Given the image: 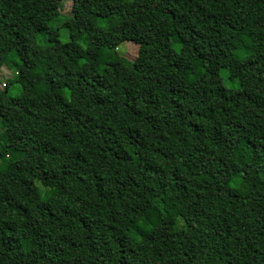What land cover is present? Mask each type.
Here are the masks:
<instances>
[{
    "label": "trees",
    "instance_id": "16d2710c",
    "mask_svg": "<svg viewBox=\"0 0 264 264\" xmlns=\"http://www.w3.org/2000/svg\"><path fill=\"white\" fill-rule=\"evenodd\" d=\"M65 1L0 0V264H264V0Z\"/></svg>",
    "mask_w": 264,
    "mask_h": 264
},
{
    "label": "rangeland",
    "instance_id": "374dc122",
    "mask_svg": "<svg viewBox=\"0 0 264 264\" xmlns=\"http://www.w3.org/2000/svg\"><path fill=\"white\" fill-rule=\"evenodd\" d=\"M71 8H72V2L71 1H65L64 9L62 11V14L65 16H69L71 14ZM60 39L63 43H66L69 41V36L65 30L61 31ZM84 46V42H82ZM118 52L120 55L128 60H134L138 56L139 47L131 42H126L122 44ZM17 71L15 69H9L7 67H3L0 70V89H4L5 87H8L10 85V80L16 77ZM16 93V90H13V94ZM122 171L121 169L117 168L115 169V173H119ZM125 181L128 185H133L137 181V176L135 174H128L125 177ZM189 236L194 239L196 238L195 233L191 230L189 232ZM198 242L207 245L209 242L205 239L198 238Z\"/></svg>",
    "mask_w": 264,
    "mask_h": 264
}]
</instances>
